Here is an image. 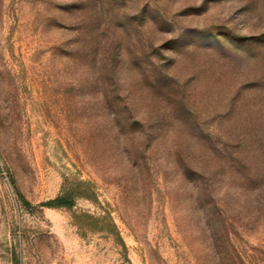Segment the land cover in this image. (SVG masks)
I'll use <instances>...</instances> for the list:
<instances>
[{"label":"rangeland","instance_id":"1","mask_svg":"<svg viewBox=\"0 0 264 264\" xmlns=\"http://www.w3.org/2000/svg\"><path fill=\"white\" fill-rule=\"evenodd\" d=\"M0 264H264V0H0Z\"/></svg>","mask_w":264,"mask_h":264},{"label":"trees","instance_id":"2","mask_svg":"<svg viewBox=\"0 0 264 264\" xmlns=\"http://www.w3.org/2000/svg\"><path fill=\"white\" fill-rule=\"evenodd\" d=\"M75 191H69L63 195L57 197L56 199L47 203L50 207H68L71 208L75 202Z\"/></svg>","mask_w":264,"mask_h":264}]
</instances>
